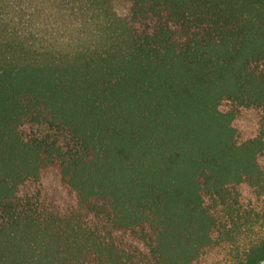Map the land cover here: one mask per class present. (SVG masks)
<instances>
[{
    "label": "trees",
    "instance_id": "1",
    "mask_svg": "<svg viewBox=\"0 0 264 264\" xmlns=\"http://www.w3.org/2000/svg\"><path fill=\"white\" fill-rule=\"evenodd\" d=\"M25 2L0 264H263L264 0Z\"/></svg>",
    "mask_w": 264,
    "mask_h": 264
},
{
    "label": "rangeland",
    "instance_id": "2",
    "mask_svg": "<svg viewBox=\"0 0 264 264\" xmlns=\"http://www.w3.org/2000/svg\"><path fill=\"white\" fill-rule=\"evenodd\" d=\"M28 3L29 2H25V0H0L1 27H8L10 30L21 32L23 28L30 27L35 23L38 24L39 21L50 26L52 25L53 20L51 18H46L45 14H42L40 19L30 20L29 14L32 12L38 13V9L35 7L34 2L31 8H28Z\"/></svg>",
    "mask_w": 264,
    "mask_h": 264
}]
</instances>
